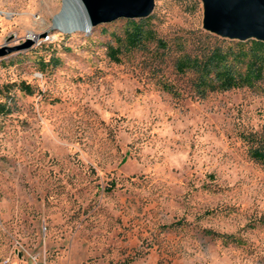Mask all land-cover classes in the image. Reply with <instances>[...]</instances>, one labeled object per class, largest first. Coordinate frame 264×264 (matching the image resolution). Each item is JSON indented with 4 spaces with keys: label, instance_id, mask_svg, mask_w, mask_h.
I'll use <instances>...</instances> for the list:
<instances>
[{
    "label": "rangeland",
    "instance_id": "rangeland-1",
    "mask_svg": "<svg viewBox=\"0 0 264 264\" xmlns=\"http://www.w3.org/2000/svg\"><path fill=\"white\" fill-rule=\"evenodd\" d=\"M147 18L164 49L82 0H0V86L34 90L0 114V264H264V77L197 98L175 60L227 37L201 0Z\"/></svg>",
    "mask_w": 264,
    "mask_h": 264
},
{
    "label": "trees",
    "instance_id": "trees-1",
    "mask_svg": "<svg viewBox=\"0 0 264 264\" xmlns=\"http://www.w3.org/2000/svg\"><path fill=\"white\" fill-rule=\"evenodd\" d=\"M148 15L140 18L122 17L126 18L122 45L129 48L143 49L148 41H155L161 48L166 47L164 41L155 38L153 31L148 27ZM203 38L208 39L210 35L204 34ZM227 39L218 40L213 38L211 43L201 44L198 51L183 54L175 60L174 66L178 72L193 74L192 94L197 98H203L211 91L253 86L263 79L264 42L253 38L244 40ZM115 40L121 41L119 37H116ZM107 52L112 60L118 61V46L109 44ZM13 86H17L20 91L26 94L34 92L30 84L23 81L18 84L1 85L0 96L5 97V100L0 98V114L11 112L8 100H13V97L9 96ZM163 89L175 93L170 85L163 84ZM251 156L255 160L263 159L264 147L253 149ZM204 232L211 237H224V235H219L210 230H204Z\"/></svg>",
    "mask_w": 264,
    "mask_h": 264
},
{
    "label": "water",
    "instance_id": "water-1",
    "mask_svg": "<svg viewBox=\"0 0 264 264\" xmlns=\"http://www.w3.org/2000/svg\"><path fill=\"white\" fill-rule=\"evenodd\" d=\"M202 27L229 39L264 42V0H201ZM90 25L148 15L153 0H82Z\"/></svg>",
    "mask_w": 264,
    "mask_h": 264
},
{
    "label": "built area",
    "instance_id": "built-area-1",
    "mask_svg": "<svg viewBox=\"0 0 264 264\" xmlns=\"http://www.w3.org/2000/svg\"><path fill=\"white\" fill-rule=\"evenodd\" d=\"M31 264H48V263H46V262H44V261H43V262H38V261L35 260V261H33Z\"/></svg>",
    "mask_w": 264,
    "mask_h": 264
},
{
    "label": "bare ground",
    "instance_id": "bare-ground-1",
    "mask_svg": "<svg viewBox=\"0 0 264 264\" xmlns=\"http://www.w3.org/2000/svg\"><path fill=\"white\" fill-rule=\"evenodd\" d=\"M88 25L90 26L89 21L85 22L84 26H85V27H88Z\"/></svg>",
    "mask_w": 264,
    "mask_h": 264
}]
</instances>
